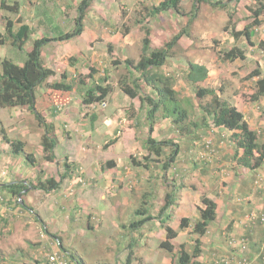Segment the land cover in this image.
Instances as JSON below:
<instances>
[{"label":"rangeland","instance_id":"obj_1","mask_svg":"<svg viewBox=\"0 0 264 264\" xmlns=\"http://www.w3.org/2000/svg\"><path fill=\"white\" fill-rule=\"evenodd\" d=\"M79 1L21 0L20 16L32 27L36 36H50V33L56 36L73 28ZM160 1L92 0L83 21L86 27L83 37L52 43L57 51L75 53L77 43L81 42L78 62L82 72L79 71L80 68L74 72L76 83L70 93L71 98L61 102L60 112L52 116L50 122L54 125L56 139L74 136L70 144H66L65 140L56 147L55 153L60 163L66 156L64 147L66 151L74 147L84 162L82 165L68 160L76 164L71 175L74 178L65 182L62 180V187L58 190L44 192L27 186L19 194V202L24 203V208L15 204L16 197L2 194L0 264H8L10 254H15L16 251L18 253L14 256L19 264H40L47 254L61 251L59 245L66 249V253L73 254L74 260L81 264H176L174 259L180 244L184 245L186 251L191 252L195 235L189 228L179 229L177 205L187 192L200 194V182L203 180L191 175L180 176L174 167L163 174L161 164L164 155H150V159L145 160L147 152L142 147V141L146 135L144 130L147 132L146 109L141 107L138 98L133 99L135 107L131 106V99H123L124 93L119 88L120 82L131 84L138 73L132 69L129 72L122 62L117 65L111 62L113 59L122 61L130 58L136 63L141 55L146 28L149 29L151 48L162 47L175 33L184 28L186 33L174 45L172 56L161 69L175 76V88L180 96H188L197 104L198 100L184 78L186 63L196 61L207 64L210 75L201 84L207 88L215 87L219 92L221 86H224L223 90L225 87L227 89L229 82L234 87L240 83L250 88L253 82L245 76L255 68L264 74V48L259 46L260 41L264 42V24L255 29L256 34L251 37L254 45H251L243 36L234 40L229 33L232 24L241 30L251 21L248 9V6L252 5L251 0H221L226 3L224 7L201 1L196 4L197 10L192 18L191 6L194 0H180L182 14L171 9L156 16H147L144 8ZM13 2L8 0L6 4L11 5ZM0 14L4 15V29L8 19L5 15L13 18L17 15L6 9H2ZM229 15L232 16L231 19ZM261 16L264 22V13ZM224 26H227L226 30ZM32 34L23 49H17V60L12 58L14 55L8 44L0 47V55L6 54L7 50L11 59L21 64L26 58V52L32 47ZM108 46L111 47L110 52ZM233 46L241 48L246 57L232 62L222 60L223 52ZM54 56V62L49 59L48 61L51 67L59 71L61 60L57 61L58 56ZM105 76L106 83L114 85L112 92L104 101L82 104L80 94L87 86L100 83ZM79 79H83L84 83L79 82ZM139 84L141 93L150 92L143 83ZM42 91L43 87H40L36 94L40 95ZM209 99L210 96H206L203 102ZM47 114L48 111L45 110L44 116L47 120L51 119ZM196 116H199L198 113L194 118ZM69 120L75 124L76 129L71 127ZM162 127L165 128V125L161 124L160 128ZM2 129L9 138L25 142L23 153H11L10 146L2 139ZM43 133V128L25 107H0V172L7 166L15 181L27 180L32 183L38 178H57L62 166L43 158L40 144ZM158 133L155 135L161 136ZM180 134L184 135L180 132L170 135L174 136L173 140H178ZM110 139H119V143L116 146H112L114 142L107 144ZM30 152L35 157L33 165L25 158ZM199 156L204 157V154L198 153ZM115 157L118 167L114 164V169L109 170L110 173L101 174L100 168L112 167L108 162L114 163ZM131 157L146 163V167L134 165ZM190 158L195 160L193 163L199 160ZM7 161H10L9 165H6ZM183 184H186L184 189ZM167 192H172L173 202L160 215V218H164L162 223L157 216ZM1 208L5 210L2 211ZM136 210L153 216V219L133 231L128 227L129 222L135 217L144 216L137 215ZM167 214L170 217L166 219ZM165 225L173 226L178 231L177 236L170 240L174 245L172 252L159 246L160 241L165 238ZM209 226L212 228L214 225L210 222ZM128 243L132 244L133 251L129 263L126 259L130 249L126 247ZM222 256V253L209 256L210 264H214L215 260ZM200 257L198 259L202 264H209L204 256L201 259Z\"/></svg>","mask_w":264,"mask_h":264},{"label":"trees","instance_id":"obj_2","mask_svg":"<svg viewBox=\"0 0 264 264\" xmlns=\"http://www.w3.org/2000/svg\"><path fill=\"white\" fill-rule=\"evenodd\" d=\"M201 1L214 6L224 7L226 5L221 0L215 2H210L209 0H194L191 6L193 12L191 18L197 10L196 4ZM234 1L238 2L239 0ZM91 2L92 0H80L78 2L77 15L74 18V26L71 30L59 33L53 37L42 36L35 38L32 47L26 52V58L21 64L7 57L0 58V107H25L31 112L37 124L44 130V133L40 137L43 158L49 162L55 161L58 166H62V171L58 173L57 178L49 176L45 179L38 178L35 183L20 180L0 184V194L7 193L8 195L16 197L15 204H18L20 207L24 208L25 205L19 202V194L27 186L40 189L44 192L55 191L60 187L62 180L71 177L72 172H74L73 167L76 164L69 162L67 156L63 158L62 163L56 161L54 148L57 139L54 135V125L47 120L44 112L45 110L48 111L47 115L51 118L60 112L63 101L65 102L71 98L70 93L73 91L76 78L75 74H71L69 78L67 66L75 62V57L69 54L64 55L61 58V63L64 66L62 65L58 72L59 78L48 82L47 80L55 75V71L46 66L42 57V48L50 41L61 42L80 36L84 31L83 21ZM179 2L180 0H161L158 4L145 7L144 9L147 16H156L171 9L178 14H182V8ZM19 4V2L14 1L13 4L8 5L5 0H1L0 8L18 13L20 9ZM248 9L250 11L251 21L241 30L236 29L235 25L232 24L229 28V33L235 40L243 36L249 44L254 45L251 37L256 34L255 29L261 25V15L264 12V0H253V4L248 6ZM0 17L3 18L4 15L0 14ZM231 18L232 16L229 15V19ZM21 20L20 15L13 20L6 19L5 33L3 35L0 34V43L8 39L13 46L18 49H23L27 40L31 37L33 30L27 23H23ZM16 23L19 24L18 27H15ZM224 27L226 30L227 26ZM185 33L186 30L182 28L166 41L162 47L151 48L149 29L146 28L144 38L142 39L141 55L136 63L130 58H125L122 61L113 59L111 62L114 65L122 62L129 72L132 69V71L134 70L138 73V76L132 80L131 84L120 82L119 88L130 99L138 98L141 107H145L146 109L145 120L147 123V134L142 141V147L147 152L145 160H149L150 158L148 157L150 155L156 157L164 155L165 158L161 164L163 174L167 173L168 169L174 163L180 149L178 143L173 142L171 139L158 140L152 136L155 121L169 119L173 128L175 127L177 131L184 134H195V130L199 132L206 130L209 128V122L214 127H222L230 130V140L234 149L232 159L235 161V165L245 167L249 170L261 167L264 163V142L260 141L257 132L249 127L241 111L226 99L221 98L213 88H207L201 85L208 76V69L204 64L188 61L184 72L185 81L191 87L198 100L196 105L188 96H180L179 91L175 88V76L162 71L161 68L167 63L168 58L172 56L174 45ZM259 46L264 48V42L260 41ZM108 50L110 52V46H108ZM244 58V51L237 46L226 49L222 56V60L229 62ZM245 77L247 79L258 77L255 82V91L250 95L252 101L258 100L264 95V76H261L260 69L255 68ZM79 82L84 83L83 79H79ZM139 82L148 87L150 92L143 91L141 93L142 89ZM40 87H43V91L40 95H37L36 90ZM113 87V84L106 83L105 76L101 79L100 83L86 87L80 94L81 103L88 105L93 102L104 101L114 89ZM206 96H210V99L203 102ZM130 105L134 107L133 104ZM196 113L199 116L194 118ZM1 133L3 141L10 146V151L13 155L23 153L24 141L9 138L3 129ZM114 139H110L107 144L115 142L116 140L114 141ZM206 144L207 142L203 145L204 149L210 154H214L212 145L210 143L208 145ZM25 158L30 164L33 165L35 163L33 153H27ZM131 161L136 166L146 165V163H142L135 157H131ZM108 164L111 166L114 165L113 161H109ZM172 202L173 194L172 192H167L164 195V204L160 207L157 216V219H160L162 223L164 222V218H160V215L171 206ZM200 203L201 206L197 209L199 217L196 221L191 223L187 217L180 218L179 229L189 228L195 237L193 238L191 252L186 251L184 245L180 244V249L174 259L176 264H202L198 259L203 251V244L200 238L206 233L210 222L215 220L217 204L205 194L200 196ZM29 210L32 211L31 209ZM136 214L144 216L141 218L135 217L129 222L128 227L133 231L140 229L146 221L153 219V216L145 215L143 211L136 210ZM168 217H170L169 214L166 215V219ZM164 229L165 238L160 241L159 246L168 252H172L174 245L170 240L177 236L178 231L170 225H165ZM43 230L49 234L45 227H43ZM57 241L59 240L57 239ZM131 246L132 244L130 243L126 245L127 249L130 248L126 256L127 263L130 262V257L133 253ZM59 247L61 251L58 250L57 252L61 253L69 264H81L78 260H74L75 256L73 254L66 253V249L61 245ZM230 258L232 260L236 258L246 259L243 255H236L235 258ZM43 262L45 260L40 264Z\"/></svg>","mask_w":264,"mask_h":264},{"label":"crops","instance_id":"obj_3","mask_svg":"<svg viewBox=\"0 0 264 264\" xmlns=\"http://www.w3.org/2000/svg\"><path fill=\"white\" fill-rule=\"evenodd\" d=\"M5 1L7 3L8 0ZM13 1H17L20 3L21 0H13ZM251 2L253 4V0H251ZM1 10L2 9H0V11ZM21 11L22 9L20 7L19 12L16 15V18L20 14L22 15ZM1 17H0V34L3 35L5 32L3 27L4 24ZM8 18L12 20L15 19L11 16H9ZM261 20H262L261 25H263L264 22L262 16H261ZM22 21L24 23L23 18L21 22ZM18 25L19 24L16 23L15 27H18ZM85 32H86V27L84 26V31L82 32V34L73 39L83 37L82 35ZM32 36H34L35 39L42 37L44 35L36 36L35 33L33 32ZM46 36L48 35L46 34ZM53 36L55 35H52L50 33V36L48 37H53ZM53 42L55 43L57 41H50L42 48V57L44 59V62H46L45 64H47L46 66L55 71V75L51 76L47 81L51 82L59 78V73H58L59 71H57L54 67H51L49 63V61L51 60L53 62L55 61L54 55L58 56L57 61H60L61 58L66 54L75 57V62L72 63V65L67 66L69 78L71 74H74L76 69L78 70L80 68L79 71L82 72L81 66L79 65L78 62L79 59L78 55L81 54L80 52L81 42L79 41L77 43L78 48L75 49V53H72L70 51L63 52L62 50L57 51L56 47L52 46ZM7 44L10 47L11 53L14 55V57L12 58L17 60V58H19L17 53L18 48L13 46L8 39L7 40L5 39L3 42H1L0 47H3ZM84 46H86V42L84 43ZM5 52L6 54L0 55V58L7 57L11 59V56L7 54V50ZM244 54L246 57V53ZM198 63L204 64L209 72V68L207 64H205V62L204 63L198 62ZM61 65L63 64L61 63ZM209 75L210 73H208V77ZM261 76H264L262 72H261ZM249 79L253 82L250 88L245 87L240 83L238 84V86L234 87L232 86V84H230V82L227 89L225 87V90H223L224 86H221L219 88V92L216 90L215 87H210V88H213L220 97L226 99L228 102L233 104L239 111H241L249 127L255 130L259 135V140L264 142V95L255 101H252L250 99V95L255 91V82L258 79V77H252ZM127 98L128 96L124 94L123 99L126 100ZM130 103H132L135 107L133 99L130 100ZM50 120H52V118L49 119V121ZM107 121H110V119H107ZM69 122L71 127L73 128L76 127L72 121L69 120ZM161 124L163 126L165 125V128L163 127L160 128ZM144 131L147 134L146 130ZM157 132H159L158 134H160L161 136L159 135L156 136L155 133ZM172 133L179 134V131H177L175 127L173 128L169 119L155 121L152 131V136L154 138L158 140L160 139L173 140L174 136L170 135ZM163 134H167V135L165 136ZM230 135H231L230 130L222 127L220 128L214 127L212 123L209 122L208 129L200 132L198 130H195V134L188 133V134H184L183 136H181L180 134L178 140H173L174 142L177 141L179 143L180 149L171 167H174V169L179 172L177 174H179L180 176L191 175V176H196L198 180L199 179L203 180L202 182H200L201 183L199 187L200 194L197 193L194 195V194H189V192L183 194L180 203L177 205V208L179 210V217L180 218L187 217L191 223L196 221L199 217V213L197 209L199 206H201L200 196L202 194L207 195L208 197H210L215 201V203L217 204V208H216V218L214 221H212L214 226H212L211 228L208 225L206 233L200 238L203 244L202 245L203 251L201 254L202 257L204 256L205 260H208L210 264L211 258L209 256L215 253L216 254L222 253L224 256H230L234 258L236 257V255L238 256L243 255L244 257H246L248 264H264V222L257 223L254 226H251L246 218L247 215L252 212L264 213V163L261 167L254 170H249L245 167H239L235 165V161H233L232 159V155L234 154V149L230 140ZM73 137L74 136L70 135L67 139L62 138L61 140L58 139L57 137V143L54 148V154L58 162H60V159L58 155L55 153L56 147L62 144V142H64L65 140H66L65 142L66 144H70L73 141ZM205 142H209L212 145L214 154H210L208 151L204 149L202 145H204ZM118 143H119V139L115 141L112 144V146H116ZM64 150H65V155L68 157V160L74 161L75 163L79 162L80 164L83 165L84 162L83 157H80L78 155L77 151L74 150V147H72V149L69 148L68 151H66L64 147ZM190 152H191V156H190ZM198 153L199 154L203 153L204 157L201 156L198 157ZM190 157L199 160L193 163V161L195 160L192 161ZM206 157L209 159L207 160ZM204 158L206 159V161H204L205 160ZM113 160H115L114 164L117 165L116 162L117 157H115ZM9 163L10 161H7L6 165H9ZM115 165L106 169L100 168L99 172L101 174L102 173L108 174L110 173L109 170L114 169ZM170 168L168 169V171H170ZM10 172L11 170L8 169L7 166L4 167V169L0 172V176H1L0 184L15 181L14 175L12 176ZM201 174L202 176H200ZM70 178L73 179L74 176L63 179V181L65 182ZM63 181L60 184L59 188L62 187ZM185 185L186 184H183V189L186 188L184 187ZM1 210L3 211L5 209L1 208ZM10 225L11 224H9V227ZM224 239H226L227 241H225ZM231 239L233 240L232 242L230 241ZM242 239L247 240L246 242L247 245L244 250H240L238 248V244ZM17 253L18 251H16L15 254H10L9 256L10 262H8V264L20 263L18 259H16L14 256ZM202 257H200V259Z\"/></svg>","mask_w":264,"mask_h":264},{"label":"built area","instance_id":"obj_4","mask_svg":"<svg viewBox=\"0 0 264 264\" xmlns=\"http://www.w3.org/2000/svg\"><path fill=\"white\" fill-rule=\"evenodd\" d=\"M42 1V0H37ZM105 103H103L104 105ZM209 142H207L206 145H208ZM258 183V182H256ZM0 201H2V196L0 195ZM247 221L251 226H254L257 223L264 222V213H250L247 215ZM233 241L232 239L230 240ZM246 239L240 240L238 244V248L240 250H244L246 248ZM42 264H69L67 260L63 257V255L57 251H52L51 253L46 255L45 262ZM214 264H248L247 260L245 258L241 259H235L232 260L229 256H222L215 260Z\"/></svg>","mask_w":264,"mask_h":264}]
</instances>
